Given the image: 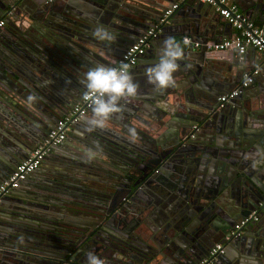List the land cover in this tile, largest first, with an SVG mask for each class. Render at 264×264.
<instances>
[{"label":"water","instance_id":"water-1","mask_svg":"<svg viewBox=\"0 0 264 264\" xmlns=\"http://www.w3.org/2000/svg\"><path fill=\"white\" fill-rule=\"evenodd\" d=\"M24 1L33 6L35 13L30 18L34 26L27 25L23 34L10 31L14 34L0 35V184L76 104L74 98L85 91L84 86L83 90L78 87L83 78L79 83L71 78V55L57 44L62 41L72 50L73 61L81 69L87 70L83 60L95 54L103 60H98L100 63L113 67L176 0ZM16 2L0 0L4 10ZM229 2L263 17L264 0ZM214 10L200 0L183 1L177 27L172 30L170 17L150 42L145 53L151 56L149 67L160 56L152 57L149 49H161L168 37L182 42L187 36L202 45L218 41L215 37L222 25ZM98 25L105 26L116 39L108 42L94 38L92 33ZM20 36L28 41L24 47L8 43L7 38ZM33 38L36 44L31 46L29 39ZM181 48L184 58L173 74L175 86L157 91L147 82V66L138 60L129 71L133 76L141 70L133 79L139 85L137 96L122 100V111L112 115L104 128L89 134L103 149L97 159L100 170L113 177L118 170L129 173L124 179L120 175L110 177L115 181L113 190L107 189L109 201L97 202L106 189L90 188L81 174L76 178L71 172L46 182H40L39 175L34 181L27 180L25 187L10 191L0 205V264H9V259L18 264H85L89 251L105 264H197L216 244L224 246V253L214 264H264V211L261 220L245 226L241 236L226 240L235 224L264 202V89L257 80L254 90L242 92L219 108L217 98L229 84L228 77L221 78L222 70L236 74L240 56L234 51L228 57L230 50L213 52L205 46L197 53ZM195 54L203 57L197 59ZM29 95L37 99L29 103ZM85 120L69 130L63 151L69 150L70 143L81 148L76 141L87 133L83 130ZM195 125L200 129L193 133ZM62 147H53L49 156L61 154ZM122 159L137 163L130 170L121 167ZM166 171L168 177L174 176V183L177 179L185 182L188 197L183 196L180 208L169 207L171 198L167 200L161 205L166 210L162 215L156 209L158 200L155 202L160 192H145L143 198L138 187L144 183L158 189V172ZM40 187L57 194L37 198ZM124 191L130 196L129 202L123 204L121 196L120 205L114 204ZM86 210L111 216L105 223L101 219L94 225L90 221L95 218L83 215ZM114 210L117 213H112ZM135 212L153 214L156 226L143 220L130 226ZM111 251L115 255L108 257L106 253ZM63 256L66 258L62 260Z\"/></svg>","mask_w":264,"mask_h":264},{"label":"built area","instance_id":"built-area-1","mask_svg":"<svg viewBox=\"0 0 264 264\" xmlns=\"http://www.w3.org/2000/svg\"><path fill=\"white\" fill-rule=\"evenodd\" d=\"M200 1L212 6L219 16L235 31V34L229 38L206 42L204 46L207 50L213 52L235 50L241 57L244 56L250 48H253L261 54L264 60V31L260 26L246 17L236 4L231 3L228 0ZM179 7L180 2H175L167 8L158 23L151 26L145 34L139 36L135 42L129 46L123 54H121L117 64L113 67H119L121 63L128 64L129 71L135 67L138 60L145 55L150 46V42L161 33L162 27L168 23V19L173 16ZM1 25L2 22H0V26ZM185 39L188 41L187 44L184 43ZM182 43L193 49H199L202 46V44L198 42H192L189 37L182 38ZM258 75V69L246 73L242 80L232 90L217 98L218 107L224 108L230 100L246 91L255 82ZM91 107L90 102L84 101L81 96L79 101L58 119L41 143L31 151L27 159L20 162L13 173H11L9 177L0 184V205L10 191L18 189L20 184L38 168L51 149L59 146L65 140L69 130L86 116L91 110ZM192 130L194 133L197 130V127L193 126ZM193 133L191 134V137L194 136ZM258 218V212H251L246 218L235 224L232 231L226 237V240L229 241L232 238L241 236L245 226H248L251 223H256ZM223 253L224 246L222 244H216L208 252L207 256L197 264H214L218 260V257L223 255Z\"/></svg>","mask_w":264,"mask_h":264},{"label":"flooded vegetation","instance_id":"flooded-vegetation-1","mask_svg":"<svg viewBox=\"0 0 264 264\" xmlns=\"http://www.w3.org/2000/svg\"><path fill=\"white\" fill-rule=\"evenodd\" d=\"M16 1L17 2L14 3V5L9 6L8 8L6 7L5 10H4V7L2 9L3 4L2 5L0 4V22H2V25L0 26V35L2 37H5L6 34L13 35L16 32L18 34H23L26 31L25 28L27 27V25L30 24V25L34 26V24H35L31 21V18H30L31 14L35 13V11H33V6L28 1H24V3L22 2L23 0H20V1L16 0ZM48 2H50V1H48ZM10 31H14V33H10ZM29 31L32 32V29L29 28ZM26 34L28 35V33H26ZM7 39H8V43L16 46V48H22L25 46L26 42H28L22 36H20L18 38H7ZM35 44L36 43L34 41V38L29 39V45L32 46ZM0 45H1V43H0ZM57 45L60 48L62 47L61 49L63 51H65L66 53L71 55L70 57H71L72 61L70 60V62H71L73 69H74L71 72V78L76 79L75 80L76 83H79V80H82L81 78H84V73H86L87 70H89V68L94 67L98 64H102L98 60H100V61H103V60L100 58V56L98 54H95L92 58L90 57V59L86 58L85 60H83V62H84L83 64H84V66H86L87 70H85L84 68L81 69L78 66H76L75 61H73V60H75V57H74L72 50L68 47H64V44L62 41H60ZM79 45H80V47H83L81 43ZM71 48H73V46ZM82 53H84V52H82ZM5 77H8V75L6 74ZM78 87H80L79 88L80 90L84 89L82 83H79ZM80 97H81V95H79L78 97H75L74 100L77 99L79 101ZM90 114H91V110L82 119H86L87 117L90 116ZM195 126L197 127V130L195 132H198L200 129V126L199 125H195ZM83 130H84V128H83ZM90 133H95V132L93 131ZM90 133L87 132L85 135H81L82 136V137L80 136L81 138L78 137L79 140L77 139L76 142L78 144H80V146H81L80 149H78V147L76 145H71V143H70L69 144L70 147L68 148L69 150L63 151L66 148L65 146L68 144L66 141L70 137V135L68 133L65 140L60 144V145H63V147L61 148V151H60L61 154L56 153L53 156H49V153H48L47 156L41 162V164L38 166V168L32 174H30L24 182H26L27 180H30L31 178H33L36 175L37 176L39 175V177H42L43 175H45V173L47 174V176L45 178L44 177L41 178L45 182L48 181L47 180L48 178H53V177L61 179L62 175L69 174L71 172L73 173V175L77 174V176L75 175L76 178H79L80 174H81L82 178L89 185V187H90V184L95 185V186H99L100 188H97V189H99V190L101 189L100 190L101 192L106 189V192L104 195H101V197H97V199H96L97 202L109 201L110 193H108L107 189L109 188V189L113 190V187L111 186V184L115 181V180H113V178L116 179L120 175L121 178L124 179L127 175H129V173H127L125 171H120V170H118V172H117L115 170L117 172V174L115 175L116 177L108 176L105 174L104 171L100 170L101 164L98 163V160H97L98 158L91 161V162H87L85 160V157H84L85 150L87 148H95L97 145H99L98 143L94 142V139L91 138L93 136L89 135ZM191 138H194V136H192ZM87 140H89L90 143H88ZM82 145H83V147H82ZM135 163H137V162L131 161L129 159H127V161L125 159H122V161L119 164H121V167H124V168L128 167L131 170L135 167ZM106 167H110V166H106ZM155 173H157V172H154V174ZM167 175H168V171H166V173H162V174H160L158 172V179L157 180L160 184V187H158V189H155L154 185H151L150 187H148V186L144 185V183L140 184L138 187L139 195L142 196L143 198L146 197V194L143 195L145 192L146 193L149 191H154L156 193L160 192L157 195L158 199H156L155 202L158 200L156 202V209H158L162 215L165 213L166 210L162 209L161 205L164 204L167 200H170V198H171V202H170L169 207L171 206V207L180 208L181 203L184 199L183 196L188 197L186 195L185 182H182L181 179H177V177H175V179H177V181H176V183H174V181H175L174 176L170 175L168 177ZM110 177H113V178H110ZM178 180H179V183H178ZM23 183L20 184V186H19L20 188L25 187V185ZM52 189H53V187H52ZM55 190H57V192H59V189H57V187ZM38 191H39V193L35 194V195L37 198H41V199L42 198H44V199L48 198V196H49V198H52V197H55L57 194L55 191L46 192L45 187H40L38 189ZM121 196H122L123 204L129 202L130 196H128V195L126 196V193L124 191V192L120 193L119 202L114 201V204L119 203V205H120ZM2 203H3V201H2ZM254 211L258 212V214H259L258 221H260L261 217H262L261 212L264 211V202L260 203L258 205L257 210H254ZM112 213H117V210H114ZM83 215L86 216L85 218H87V219L91 218V220H93L95 218L94 222L90 221L91 223H94V225L100 224L99 221L101 219H103L104 223H105L111 216V215L107 216V213H105V212L95 211V210H86L83 212ZM133 216L135 219L131 220L130 226L133 223H137L141 220H143L144 223H148V221H149L152 225L156 226V224L153 223V218L154 219H157V218L153 214L148 215L147 213H145V215L142 216L139 213L135 212L133 214ZM115 225H117V224H115ZM110 229H113V226L110 225ZM142 230H144V229H142ZM102 240H104V239H102ZM104 242H107V241L104 240ZM106 254H108V257H110L111 254L113 256L115 255V253L113 251H111V253L107 252ZM64 258H66V257L63 256L62 260Z\"/></svg>","mask_w":264,"mask_h":264},{"label":"clouds","instance_id":"clouds-1","mask_svg":"<svg viewBox=\"0 0 264 264\" xmlns=\"http://www.w3.org/2000/svg\"><path fill=\"white\" fill-rule=\"evenodd\" d=\"M93 37L100 41L112 42L115 35L105 26L98 25L92 33ZM185 44L188 41L185 39ZM184 58V51L172 37L163 42L160 50L159 61L146 69L147 82L154 85L157 91L175 86L173 74L179 68V61ZM85 91L82 99L91 104V116L85 120V132H93L97 128H104L112 115L122 111L121 101L134 98L138 94L139 85L134 82L129 74V66L121 63L119 67H111L98 64L84 73L81 81ZM29 103L34 102L35 95L28 96ZM131 131V130H130ZM103 149L97 145L95 148H87L84 153L85 160L91 162L102 156ZM85 264H105V261L89 251L86 253Z\"/></svg>","mask_w":264,"mask_h":264},{"label":"crops","instance_id":"crops-1","mask_svg":"<svg viewBox=\"0 0 264 264\" xmlns=\"http://www.w3.org/2000/svg\"><path fill=\"white\" fill-rule=\"evenodd\" d=\"M183 1L185 0H176L175 2H180V7L179 9L173 14L172 16V21H174V25H170V27H172V30L177 27V22L181 21L182 18L180 16V14H177L179 13L180 9H181V5L183 3ZM229 1V0H228ZM174 2V3H175ZM232 3V2H231ZM239 8V10L249 19H251L255 24H260V27L263 29L264 31V13H263V17H260L258 18L256 15H253L251 14L249 11H244L243 9H246L247 7H244V5H238L236 4ZM243 8V9H242ZM215 13H217L215 10H214ZM246 13H248L246 15ZM220 20V23H221V28H220V32L216 35L215 39L216 40H222L224 38H229L231 36H233L235 34V31L220 17L219 18ZM169 27V28H170ZM223 28V29H222ZM171 29V28H170ZM187 37V36H185ZM184 38V37H183ZM177 44H179L181 47H186V49H191V51H194V53H197L199 51V49H193L192 47H189V46H185L180 39H174ZM205 44V43H204ZM204 44L202 46H204ZM152 53V57L158 53H160V50L159 48H154L153 46L149 49ZM234 51L235 50H230L228 51L227 55H230L228 57H231L234 55ZM203 54H195L193 55L194 57H196L197 59H199L200 57H203L202 56ZM149 57L151 56H147L146 54L144 56H142L139 61H142L141 65L142 66H147L145 67L146 69L152 64L151 61H149ZM210 57V56H208ZM145 59V60H143ZM243 59V60H242ZM240 60H241V64H240V67L239 69L236 70V74L235 72H231V71H228V69H224L222 70V74H221V78H227L228 77V81H229V84H226L225 88L223 89L224 90V93H227L229 92L230 90H232L243 78V76L246 74V73H249L251 72L252 70L254 69H258L259 70V75L256 77L255 79V82L246 90V92H251L252 90H254L255 86H256V82L257 80L260 81V86L262 89H264V74L261 75L260 73L263 72L264 73V60L262 59V56L259 54V52L257 51H248L244 56H241L240 57ZM139 64V63H137ZM144 71V70H142ZM219 71V69L217 70ZM140 72L141 70H137V72L132 76L133 79L137 78V75H140ZM222 93V94H224ZM158 124L157 122H154V126ZM153 127V126H152ZM158 125H156V128L155 129H158L157 128ZM141 130H145L143 129L142 127H140ZM147 129V128H146ZM164 129V128H162ZM161 129V130H162ZM159 134V133H158ZM182 173L184 174V171H182ZM47 176V174L45 173V175H43L42 177H39V181L41 182L42 179L41 178H45ZM30 181H34V178H31ZM95 185H91L90 184V188L94 189ZM36 198V197H35ZM11 204V203H10ZM13 205V204H11ZM2 248H0L1 250ZM1 257H5V256H1ZM3 259H6V258H3ZM9 264L13 263V264H18V262H14L12 260L9 259ZM6 264L7 261H6ZM25 264V263H24ZM29 264H37V263H29ZM242 264H249L248 262L244 261Z\"/></svg>","mask_w":264,"mask_h":264},{"label":"trees","instance_id":"trees-1","mask_svg":"<svg viewBox=\"0 0 264 264\" xmlns=\"http://www.w3.org/2000/svg\"><path fill=\"white\" fill-rule=\"evenodd\" d=\"M258 26H260V24H257Z\"/></svg>","mask_w":264,"mask_h":264}]
</instances>
